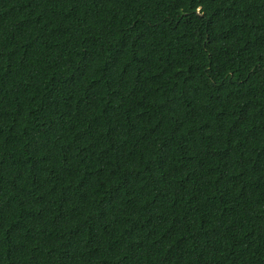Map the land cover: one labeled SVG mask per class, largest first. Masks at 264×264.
<instances>
[{
    "label": "trees",
    "instance_id": "trees-1",
    "mask_svg": "<svg viewBox=\"0 0 264 264\" xmlns=\"http://www.w3.org/2000/svg\"><path fill=\"white\" fill-rule=\"evenodd\" d=\"M0 264H264V0H0Z\"/></svg>",
    "mask_w": 264,
    "mask_h": 264
}]
</instances>
